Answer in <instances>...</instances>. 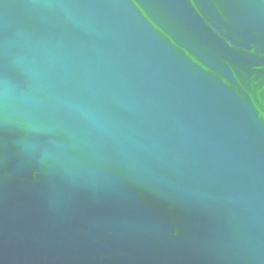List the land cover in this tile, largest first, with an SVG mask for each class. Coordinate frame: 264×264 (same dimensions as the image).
Listing matches in <instances>:
<instances>
[{"label":"water","instance_id":"1","mask_svg":"<svg viewBox=\"0 0 264 264\" xmlns=\"http://www.w3.org/2000/svg\"><path fill=\"white\" fill-rule=\"evenodd\" d=\"M0 264H264V0H0Z\"/></svg>","mask_w":264,"mask_h":264}]
</instances>
